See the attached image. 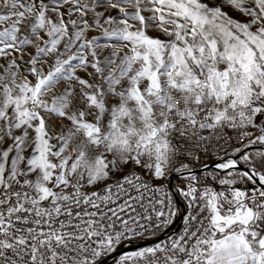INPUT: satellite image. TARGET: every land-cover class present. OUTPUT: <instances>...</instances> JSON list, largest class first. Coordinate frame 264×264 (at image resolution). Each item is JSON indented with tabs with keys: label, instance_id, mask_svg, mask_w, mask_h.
<instances>
[{
	"label": "snow or ice",
	"instance_id": "obj_1",
	"mask_svg": "<svg viewBox=\"0 0 264 264\" xmlns=\"http://www.w3.org/2000/svg\"><path fill=\"white\" fill-rule=\"evenodd\" d=\"M264 264V0H0V264Z\"/></svg>",
	"mask_w": 264,
	"mask_h": 264
},
{
	"label": "built area",
	"instance_id": "obj_2",
	"mask_svg": "<svg viewBox=\"0 0 264 264\" xmlns=\"http://www.w3.org/2000/svg\"><path fill=\"white\" fill-rule=\"evenodd\" d=\"M109 264H111V262L109 261Z\"/></svg>",
	"mask_w": 264,
	"mask_h": 264
}]
</instances>
